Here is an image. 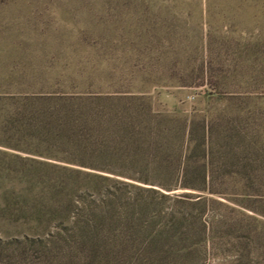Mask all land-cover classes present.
<instances>
[{
	"label": "trees",
	"instance_id": "obj_1",
	"mask_svg": "<svg viewBox=\"0 0 264 264\" xmlns=\"http://www.w3.org/2000/svg\"><path fill=\"white\" fill-rule=\"evenodd\" d=\"M170 33L168 39L153 38L156 49H148L147 41L132 51L163 55L161 44L169 40L176 44L175 56L184 58L183 37L178 30ZM197 35L195 58L174 66L185 79L166 85L59 77L0 92V104L11 109L5 122L12 128L3 132L17 140L0 145L28 155H13L27 169L23 201L12 209L3 204L0 218L22 214L31 233L43 237L32 243L49 254L105 257L113 264H206L212 230L205 213L221 204L215 198L244 207L263 204L264 173H253L251 165L231 156L234 133L227 130L222 138L227 128L209 121L207 113L154 108L150 93L163 86L207 84L214 90L208 109L259 99L213 80L215 61L200 57L211 47ZM139 39L132 38L136 44ZM86 40L76 37L78 43ZM224 50L231 55V47ZM220 140L226 142L223 164L216 156Z\"/></svg>",
	"mask_w": 264,
	"mask_h": 264
},
{
	"label": "rangeland",
	"instance_id": "obj_2",
	"mask_svg": "<svg viewBox=\"0 0 264 264\" xmlns=\"http://www.w3.org/2000/svg\"><path fill=\"white\" fill-rule=\"evenodd\" d=\"M174 30L183 37L179 45L186 51L184 58L175 56L171 45L176 44L169 40L161 44L163 55L132 51L144 49L141 42L147 41L148 49H156L154 39H168ZM197 34L201 44L211 47L200 57L215 61L210 63L213 80L247 91L257 100L264 98V0H0V92L53 83L59 77L100 84L185 79L174 66L195 58ZM77 35L88 40L78 43ZM134 36L140 38L139 44ZM228 47L230 56L224 50ZM209 87L163 86L150 95L156 110L197 111L207 113L209 121L217 119L227 128L221 129L222 138L227 130L235 135L231 156L262 175L264 99L208 109L207 96L214 92ZM10 117L11 109L0 104V143L11 145L16 138L3 132L12 128L5 122ZM225 144L220 140L221 154L216 155L220 164L226 161ZM13 155L28 157L0 145V209L5 203L16 208L23 201L27 169ZM215 200L221 204L203 217L212 230L211 240L205 242L206 264H264V203L244 207ZM33 234L22 214L0 218V264H113L105 257L49 254L32 243L43 240Z\"/></svg>",
	"mask_w": 264,
	"mask_h": 264
}]
</instances>
